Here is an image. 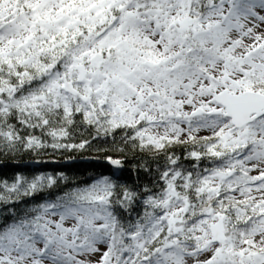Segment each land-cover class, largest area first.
<instances>
[{
  "label": "snow or ice",
  "instance_id": "1",
  "mask_svg": "<svg viewBox=\"0 0 264 264\" xmlns=\"http://www.w3.org/2000/svg\"><path fill=\"white\" fill-rule=\"evenodd\" d=\"M0 157V264H264V0H0Z\"/></svg>",
  "mask_w": 264,
  "mask_h": 264
},
{
  "label": "trees",
  "instance_id": "2",
  "mask_svg": "<svg viewBox=\"0 0 264 264\" xmlns=\"http://www.w3.org/2000/svg\"><path fill=\"white\" fill-rule=\"evenodd\" d=\"M81 155H84V156H94L96 155L95 152L93 151H89V152H85L83 154L81 153H75V152H72V153H63V154H60V153H56V154H52V153H45L39 157H34L32 154H26V155H23L22 157H17V160H20L22 162L24 161H29L31 159H41V160H59L61 162H63L67 157L69 156H72V157H76L77 158V163L73 166V165H46L42 168H40L39 170H43V171H52V170H56V171H60V170H69V168H71L73 171H79V174L83 175L85 171H92L93 169L91 168H87L86 165H84L83 163H80L79 162V157ZM11 161L7 160L6 158H3V157H0V174H7V175H11L12 172L14 171L13 168L11 167H3V165L5 164H10ZM24 171L28 172V173H31L32 171V168L29 166V167H25L24 168Z\"/></svg>",
  "mask_w": 264,
  "mask_h": 264
}]
</instances>
